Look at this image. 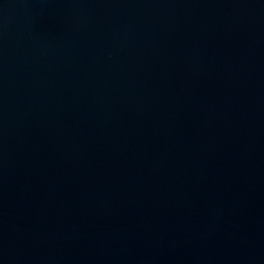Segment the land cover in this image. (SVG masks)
<instances>
[{
    "label": "water",
    "instance_id": "water-1",
    "mask_svg": "<svg viewBox=\"0 0 264 264\" xmlns=\"http://www.w3.org/2000/svg\"><path fill=\"white\" fill-rule=\"evenodd\" d=\"M0 264H264V0H0Z\"/></svg>",
    "mask_w": 264,
    "mask_h": 264
}]
</instances>
